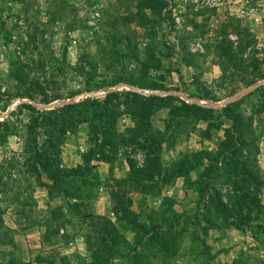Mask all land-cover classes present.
<instances>
[{
  "label": "rangeland",
  "instance_id": "1",
  "mask_svg": "<svg viewBox=\"0 0 264 264\" xmlns=\"http://www.w3.org/2000/svg\"><path fill=\"white\" fill-rule=\"evenodd\" d=\"M112 91L120 103L105 133L76 124L61 137L59 172L31 170L36 114L17 105L48 110ZM150 95L174 99L151 105ZM225 136H242L249 154L240 212L255 244L238 250L227 235L229 264H264V0H0V264H172L188 251L195 264H222L206 239L235 227L204 205L212 189L230 203ZM100 138L118 145L98 149Z\"/></svg>",
  "mask_w": 264,
  "mask_h": 264
},
{
  "label": "trees",
  "instance_id": "2",
  "mask_svg": "<svg viewBox=\"0 0 264 264\" xmlns=\"http://www.w3.org/2000/svg\"><path fill=\"white\" fill-rule=\"evenodd\" d=\"M126 94H131L136 98H143V96L134 92H126ZM120 95V93H116L114 91L107 92L102 99L86 98L82 101L66 103L48 110H39L35 106L27 104L25 102L17 105V110L20 108H27L29 109V111L36 114L35 116H32L31 114L30 118L28 119V130L30 136L27 137L24 145V153L28 156L25 161L29 163L28 165L29 167H31V170L37 171L38 169H40L46 174V176H48V179H52V176L48 175L50 169L54 170L55 173L59 172L58 155L59 146L62 143L61 137H63L66 131H68L70 128H73L76 124L82 122H87L89 124L93 123L94 127L98 126L96 127V129H98L99 131L102 130L103 128L100 126L105 124L103 119H107L110 116L115 115V112L112 110V107L116 105L115 103H120L117 101ZM231 95L233 94L231 93ZM144 98H147V100L150 101V104L152 105L155 101L174 99V96L150 95ZM240 100L241 99L236 100L234 102H230L225 107H223L222 110H231L232 108H234V106L240 103ZM181 103L184 107L190 108V110L206 109L196 104H187L184 101H182ZM126 105L128 106L129 104L127 103ZM138 113L145 115L146 112L144 113L142 112V110H138ZM12 114L13 111L9 113V116H12ZM7 122L8 119L3 121L2 123L6 124ZM42 123H44V125H42ZM39 128L43 129V134H45L46 136L45 140H43L41 144H39V140L36 136L37 129ZM102 132L105 133L104 130H102ZM233 133L237 134L238 132L236 130H233ZM118 137L119 136H117V138ZM241 137L242 136L229 138L228 136H225V139L219 146V161L223 166L227 167L230 173L232 174V177H229L225 173V179L227 180V182H229V185L232 188V194L229 196L230 203H227L225 201L223 202L221 196H218L217 191L212 189L213 193L218 198H216L215 200L211 198V200H209L204 205V207L207 212H209L208 210H212L215 215L222 216V219L224 221H227L229 225L239 230L245 231L247 230V228L244 227L243 221L249 218V216L247 213L241 214L240 209L241 205L244 206L246 203L243 201V199H248V197L250 196L247 195V193L241 194L240 189L241 184H246L242 177V174L245 173L243 165L249 163V154H243V152L239 149L243 142ZM116 142H118V140ZM116 142H114L113 140L104 142L102 138H100L96 146L98 149H101L105 145L108 147H115L118 145V143ZM142 147L145 146L143 145ZM100 152L102 151L100 150ZM98 156H100L101 160L108 161L106 155ZM252 162L253 161H251V163ZM139 172H142L143 174L145 171L141 169L139 170ZM247 175L253 179L252 174L247 172ZM234 190L240 192L241 195L239 194V197L237 195H234ZM257 207V211L262 208L259 202L257 203Z\"/></svg>",
  "mask_w": 264,
  "mask_h": 264
},
{
  "label": "crops",
  "instance_id": "3",
  "mask_svg": "<svg viewBox=\"0 0 264 264\" xmlns=\"http://www.w3.org/2000/svg\"><path fill=\"white\" fill-rule=\"evenodd\" d=\"M178 185H181L182 187V183L178 184V180L172 181L169 184H165V186L169 188L168 195H172V190L176 189ZM95 201L99 202L98 199ZM234 231L237 233V237H238L237 246H236L238 250L239 249L249 250V251L255 250V244L252 238L249 236L247 231H242V230L232 228V227L227 228L225 229V234H223V237L218 238L216 240L215 236H214L215 238H212V239H210V236H209V239H206L207 243L208 242L211 243L210 245H212V242H214L215 244L219 243L218 247L220 248V251L217 253L218 254L217 259H220L222 264L232 263L233 258L235 257V254L233 253V250L235 249V247H231V245H233V242L229 241L227 237V235H229L230 233ZM209 235H214V234H212L211 231H209ZM210 240H212V242H210ZM172 264H195V257L189 251L186 253H179L175 257V261Z\"/></svg>",
  "mask_w": 264,
  "mask_h": 264
},
{
  "label": "bare ground",
  "instance_id": "4",
  "mask_svg": "<svg viewBox=\"0 0 264 264\" xmlns=\"http://www.w3.org/2000/svg\"><path fill=\"white\" fill-rule=\"evenodd\" d=\"M243 91H240L239 93H236V94H234L233 96H230L229 98H227V99H224V100H221V101H219L218 103H215V104H220V103H225V102H228V101H230V100H233V99H235L236 98V96L238 95V94H240V93H242ZM198 100V102L199 103H211L210 102V100H207V99H197Z\"/></svg>",
  "mask_w": 264,
  "mask_h": 264
},
{
  "label": "built area",
  "instance_id": "5",
  "mask_svg": "<svg viewBox=\"0 0 264 264\" xmlns=\"http://www.w3.org/2000/svg\"><path fill=\"white\" fill-rule=\"evenodd\" d=\"M216 1H218V0H206V2H210L211 4H215ZM197 48H198V45H192L191 46L192 51L197 50Z\"/></svg>",
  "mask_w": 264,
  "mask_h": 264
}]
</instances>
